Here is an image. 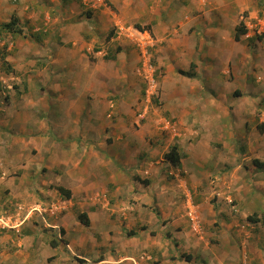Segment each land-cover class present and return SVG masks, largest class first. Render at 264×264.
Instances as JSON below:
<instances>
[{
  "label": "crops",
  "instance_id": "1",
  "mask_svg": "<svg viewBox=\"0 0 264 264\" xmlns=\"http://www.w3.org/2000/svg\"><path fill=\"white\" fill-rule=\"evenodd\" d=\"M193 1L190 0L189 2L190 11L192 12L186 16L183 15V19L181 18L183 20L181 27H183V31L187 28V32L191 29L194 32L204 30L203 35L197 36L193 34L191 36L190 34H182V38L175 36L171 23L174 18L168 21L171 19L170 16L165 21L166 24L161 21L152 23L151 36L153 39H156L157 44L159 42L165 45L170 44V47L167 48L168 54H170L171 59L176 58L177 61L180 59V64L184 63L185 60L188 61L187 57H191V62L198 64L199 62L196 60L201 51L202 55H205L207 63L215 62V60L220 61L223 58L222 56H224L229 63L227 68L232 69L237 82L243 85L244 89L251 88V90L255 91L254 94L258 95L261 84L255 77L260 79L263 76L260 71V68L263 67L262 63L259 57H249L247 45H243L236 53L233 52L234 47L238 48V45L242 43V39L236 40L234 35L237 24L242 16L244 17L243 14L248 11L249 15L247 18L256 17L259 13L258 5L264 4V0H206L204 4L201 3L203 6L196 2L193 4ZM9 5L10 3L7 6ZM182 7L184 6H180V8ZM200 9L206 14L201 21L203 22L201 25L198 20L203 15L189 17V15L194 14L195 10L199 11ZM68 10L67 7L66 9L64 8L63 12L59 14L60 16L58 15L59 17L56 16L52 19V31L49 35L42 37L39 42H35V39H33L32 49L37 50L38 53L45 50V57H47L45 66L41 67V69L38 67L36 77H33L35 76L33 75L34 73L29 71L35 70V60L31 62L29 59L28 62H23L26 54L19 48L21 39L16 41L18 51L12 49L14 40H9L10 44L7 47L8 53L11 54L10 57L13 56L19 59L15 61L10 59L14 64L15 70L19 71H16L13 77L10 76L16 81V84H10L2 77V74L0 76V79L7 83L6 87L10 89L8 91L10 99L2 100L0 97V111H2L0 112V130H2L0 132V142L4 143L3 145L0 144V148L9 149L11 157H17L20 151H22L23 155V152L25 150L29 151V149L33 151L38 149L39 153L44 150L45 154L43 157L46 160L47 173L52 174L57 181L52 187L50 186L51 182L48 186H45V184L42 186L34 177L28 183L26 182L29 189L27 195L22 196L21 200L24 198L26 200L30 198H45L51 203H49L50 207H44L48 214H39L44 220H37V223L33 222L31 220L33 214H29L28 210H26L27 214L22 216V209L18 210L17 208L16 213L15 211L12 214L9 213L11 215H7L6 219L3 217L8 224L10 222L7 218H10V221L14 218L12 225L8 229H16L14 230L15 233L17 231V238L13 241V244L19 247L18 252L23 253V260L20 264H41L43 260H48L49 262L55 259H58L56 264H78V258H84L87 264H105L109 261L113 262L112 264H132L133 258L137 256L138 251L142 248L150 249L156 253L155 259L177 261V264L180 260H182L180 264H191L196 261L197 256L201 252L206 253L208 256L206 264H217L216 260H222L221 263L223 264H264V218L261 215L262 212L264 213V168L257 167L253 161L249 166L245 164L246 170L251 169V171L248 181L244 183L243 177L242 179L241 177L237 179L229 178L230 175L228 177L224 175L220 177L222 181H232V184L228 183L229 186L225 183L226 190L234 191L235 195H239L238 201L240 202L238 204L233 206L229 204L220 205V208L215 210L206 201L195 203L198 208L200 207L199 216H201L200 219L203 220L207 230L206 240L208 241L206 243L200 245V241L191 232L183 227L180 229L175 226L174 224L183 220L181 217L182 210L186 211V204L183 203L182 196L178 193L179 191L176 192V187L172 190L170 184L158 182L157 176L149 185L142 183L146 173H151L154 176L152 173L154 168H157L160 174H164L165 171L166 173L168 171L173 173L175 170L171 161L167 158L162 159V163L154 161L153 155H155V152L151 153L154 150L146 141V131L138 132L142 134L144 141H140V138L135 139V132L132 127L124 126L121 119L114 122L108 115V95L117 91V83L128 84L132 81L134 78L132 75V72L134 73V65H131V60L134 58L129 57V51L122 48L123 50L117 53L115 58L111 59L110 71L105 69L104 66L108 63L107 61L104 62L102 56H100L104 50L93 51L95 59L91 60L87 51L94 50L99 42L97 37L93 35L92 29L96 30L98 24L103 22L106 17L105 13L109 12V9L105 8L99 13L96 12L95 18H93L95 21L91 22L90 25L85 26V23H89L84 21L85 19L78 23L83 25V27L77 26L76 23L75 25L79 29L74 31L72 30L75 26L71 23L77 19L75 17L80 11L68 14ZM112 16L110 21H114L117 25H123L124 22L117 15ZM28 17L32 23L39 20V16L36 18L35 13L29 14ZM176 20H178L177 17ZM56 21H59V24L56 25ZM227 22L230 23V29L225 30ZM245 22L247 23V20ZM34 33L37 34V32H32V34ZM91 33L92 36L90 37L89 34ZM122 36V34L116 35L108 42L113 43L116 40L120 46H130L133 43L132 41L134 40ZM86 37L90 38L87 39ZM204 46L207 47L206 50ZM214 46H218L215 56L212 54ZM227 47H229L228 50ZM182 57H185V59H182ZM162 64L168 66L167 61H162ZM181 67L186 68L184 66ZM44 70L47 71L45 75L43 74ZM21 71L27 74L28 81L35 80L34 87L35 84L38 85L41 81L43 85L44 83L47 84L50 91L45 93V97H40V103L38 97L34 98L35 95L33 94V97L30 93L17 94L18 83H20L18 79H20ZM211 76V79L214 78L219 81L220 72L217 73V76ZM28 87L30 89L34 88L29 85ZM237 91L239 92L238 89ZM216 97H220L219 94ZM250 105L252 107H248L245 110L232 108L231 110L233 111L230 114L232 117L221 119L223 121L222 128L228 129V136L221 140L216 137L219 134L218 131H212V140L209 139L210 141H208L209 146H211L213 141H222V144L229 150L228 154H231V149L236 148L234 142H237L238 139L244 141L241 148L250 150L259 146L264 138L257 140L258 138L254 139L252 134H256L259 128L264 127V117H262L264 111H260L259 108L254 109L253 104ZM36 107H41L39 111L37 110L38 113L35 111ZM206 114L208 121L212 125L220 124V122L219 124L215 122L221 121L217 114L213 115V117H210L212 112L208 111ZM203 115L199 111V116H197L201 117ZM257 115H261V124L256 122ZM24 117L29 119L24 122ZM212 122H215V124ZM120 126L122 127L121 130ZM249 128L252 133L248 131ZM160 129L162 128L160 127ZM5 131L8 133L5 134ZM161 131L157 130L159 133ZM254 141H256V144H253ZM178 143L180 146L179 150H181L180 140H178ZM145 147L146 149L143 151ZM194 149L196 151L194 155L197 156V160L192 159L191 167L184 164L187 158H181L182 169L188 172L184 181H190L191 187L201 181L196 176L198 171H202L204 174L212 173L205 168V164L209 163L211 158H198L200 156L198 148L194 147ZM201 161H205L204 165ZM242 161L243 163H237L238 168L233 169L232 173H235L237 169H241L247 159L243 158ZM159 162L161 165L153 168V165ZM29 163L19 162L18 165L22 167L23 173L31 178L32 175L30 173L34 166ZM217 165L218 160L215 166H212L213 170L218 168ZM42 167L44 168V166ZM196 167L203 168L197 169ZM182 169L181 171H183ZM175 175L178 176L179 173L176 171ZM216 179L219 180V177ZM244 179H247V177ZM35 183L36 188H31ZM154 185H157L158 188L156 189ZM59 186L68 188L71 191V197L67 198L62 194L58 190ZM41 188L48 191L41 192L39 190ZM52 188L53 190L51 191ZM152 189H154L155 197H151L150 194L146 193L152 191ZM192 192H195V196L198 197L199 194L196 193V188L193 191L188 190V194L192 195ZM147 196L151 197V200H149L150 202L147 200L144 203L151 205L156 198V203L162 216L166 217L173 213V219L168 221V225L173 227L174 231L172 238H166L163 244L158 243L159 240L154 239L157 236L152 237L149 234L151 232L143 231L141 234L143 243L141 247L138 246V249H134V245L137 246L133 240L136 234L128 236L126 229L130 231L132 229L129 228L131 224L128 222L126 225L123 221L125 219L129 220L130 211L135 206L142 216L141 210L145 206L140 201H143ZM16 197L12 194V198ZM126 197L137 198L136 205L130 206L124 200L120 203L119 200ZM142 197L143 199H141ZM21 207H23L22 204H20ZM139 207L143 208L140 209ZM257 207L260 208L259 211L256 210ZM39 208L43 207L41 204L36 203L33 209L37 211ZM75 209L76 213L79 211L88 213L91 220L90 226L75 231L70 230L72 226H79L76 220L78 219L77 214H74ZM8 212L9 209H6L4 213ZM66 212H72L75 215L73 216L75 223L69 222L66 215L60 217L61 214ZM250 213L257 214L258 220L256 222L248 219ZM144 218H149L148 222L150 219L152 221L155 219L156 223H158V216L153 213L152 215L144 214ZM183 221L186 223L185 220ZM146 226L151 228V223L146 224ZM93 227L96 230L109 229L108 240H114L116 237V239H120L121 243L116 245L117 243L114 240L116 252L106 256L100 254L98 258H95V261L91 262L77 248L79 247L78 244L84 246L87 238L86 233H83L84 229ZM218 228L220 229L218 230ZM44 232L47 237H45ZM62 233L64 234L63 237H61ZM57 236L61 237L60 240ZM103 236L106 235L104 234ZM175 238L178 239L176 240L178 244L176 248L172 247V240ZM150 240L158 244L151 246ZM54 243L55 246H53ZM90 243L92 242H87L85 246L87 247ZM67 244L69 245V255L61 254L60 256V253L53 254L55 257L53 259L51 257L49 260L50 255L54 251L53 248L63 249ZM159 245H162V247ZM46 248L52 249L49 256L47 254L44 255L43 250ZM39 251L43 255L38 254ZM77 251L80 254H77ZM183 253L188 254L190 260L183 262L186 261L183 257L184 255H182ZM71 256L73 259H71ZM4 259L0 253V261H4ZM7 261L2 264H7ZM144 264L150 263L147 261Z\"/></svg>",
  "mask_w": 264,
  "mask_h": 264
},
{
  "label": "rangeland",
  "instance_id": "2",
  "mask_svg": "<svg viewBox=\"0 0 264 264\" xmlns=\"http://www.w3.org/2000/svg\"><path fill=\"white\" fill-rule=\"evenodd\" d=\"M205 1L206 0H194L193 4H195L196 2L203 6L202 4H204ZM189 2L190 0H0V23L10 20L13 14H18L20 16L19 25L24 28L25 31V34L23 35L12 34L6 31L0 34V76L2 74V77H4L5 80H7L10 84L16 82L12 77L17 70H15L14 64L10 61V59H12L13 61L19 59H16L13 56L10 57L11 54L6 51L8 45L10 44L9 40H14V46H12V49L18 51L19 49L17 47L16 41L17 39H21L19 42V48H21L23 50V53L26 54L24 56L23 62H28L29 59L31 62L32 60H35V70L29 71L34 73L33 75L35 76L33 77H36L38 67H40L41 69V67L45 66L47 57H45V50H42L41 53H38L37 50L32 49L33 47L31 44L34 43L33 39H35V42H39L42 37H46L50 34V32L52 31L51 21L53 18H55L56 16L59 17V14L63 12V9H66V7L69 9L68 14H73L80 11L75 17L77 19L73 20L71 23L75 26V28L72 30L74 31L79 29L76 27V23L77 26L83 27V25H79L78 23H81L82 20L85 19L84 21L89 22L85 23V26L90 25L91 22L95 21L93 18H95L96 12L99 13V11H101L102 9L105 10V8L109 9V12L105 13L106 17L103 19V22L98 24L96 30L94 28L92 29L93 35L97 37L99 42L95 46L94 50L90 52L87 51L88 56H90L91 60L95 59L93 57V51L96 52L98 50H104L102 51L103 53L100 56H102V60L104 62L107 61L108 64H106L104 67L105 69L110 71V66L112 63L110 61L112 60L106 59L104 56L108 54L112 55V53L117 54L115 49L117 46H120L118 45V41L116 40L113 41V43H110L106 40V36L111 29H114V36L122 34V37H127L131 40H134L132 41L133 43L130 46H120L124 50L127 49L129 51V57L134 58L133 60H131V65H134V73L132 72L134 78L128 84H122V82L117 83V91L108 95V102L111 100L114 105L111 108L109 107V118L113 119L114 122H117L119 119H121L124 126L128 125L129 127H132L135 132V139L140 138V141L144 140L142 138V134L138 132L146 131L147 140H145L148 141L149 146H151L152 150H154L151 153L155 152V155H153L154 161L161 162L162 159H166V152L169 148H167L168 144H173L174 142L178 143V140H180L182 146L181 150L179 151L181 152V158H187V160L185 159L184 164H187L188 167H191L192 159L197 160V156L194 155V153L196 152L194 147L198 148V153H200V156L198 158H211V161L205 164V168H207L209 172L212 173L204 174L202 171H198V173H196V176L199 177L201 181H199L200 183H195L196 185L194 187H191L190 181H184V178L188 174V172L184 171L182 169V166L173 165V169L175 170L173 171V173H169L170 171L166 173L165 171L164 174H160L157 171L158 169L154 167L157 165H161L162 162H159L160 164L155 163V165H153L154 169L152 171L154 176H152L151 173H146L142 182L145 185H149V183H151L157 176L158 182L170 184L172 190H174V188L176 187V192L179 191L178 193L182 196L181 198L183 199V203L186 204V211L182 210L181 213V217L183 220H185L186 223H184V221L182 220L174 225L178 226L180 229L183 227L185 228V230L191 232L192 235L197 237V240L200 241V245H202L203 243H206L208 241L206 240L207 230L205 224L203 223V220L200 219L201 216H199L200 207L198 208L195 203H202L206 201L207 203H209L208 205L210 207L213 206L215 210L219 209L220 205L238 204L240 202L238 201L239 195H235L234 191L226 190L227 187L225 183L232 184V181H222L220 177L223 175L227 177L228 175H230L229 178L233 179H237L240 177L242 179L243 177V183L247 182L251 169L246 170V168L244 167L245 164H248L249 166V164H251L254 159L264 160V140H262V143H260V147L257 146L249 150L241 148V146H243L244 144V141H240V139H238L237 142H234L236 148L231 149V154H228L229 150L222 144V141H213L211 143V146H209L208 142L210 141L209 139H211L212 131H218L219 134L216 137L221 140L225 139L228 136V129L222 128V120L226 117H232V115H230L233 111L231 110L232 108L245 110L248 107H252V105L250 104H253L254 109L259 108L260 111H264V38L260 40L257 37L259 33L264 34V30L257 31L253 28V26H255L257 22L259 20H262V18L264 17V6H261L264 4L258 5L259 13L256 17L247 18V16L249 15L248 11L243 14L244 17L242 16L240 22H245V20H247V26L249 27L248 31H250V34L254 37L252 39V37L243 36L241 45H238V48L234 47L233 51L236 53L237 50L243 45H247V52L249 54V57H259L262 63L261 65L263 66L262 68H260L263 76H261L260 79L259 77H255L260 81L259 83L261 84V89L258 95H255V91L251 90V88L244 89V86L240 85V83L237 82V80L234 78L235 76L232 69L230 70L229 68H227V64L229 63L228 60L224 58V56H222L223 58L220 59V61L215 60V62L211 61V63H207V59L205 55H202L201 51L199 52L200 55L198 54L199 57L196 60L199 62L198 64H196L195 62H191V57H187L188 61L185 60L184 63L180 64V59L179 61H177L176 58H170V54H168L169 52L167 50V48L170 47V44L165 45L160 42L157 44L155 39L154 45L148 46L151 64L145 69L148 70L149 73H151L152 71L154 72V77L156 79V92L148 98V84L146 83L142 74H140L138 71V69L140 68L143 69V58L141 55V50L137 46V40H141L142 38H146L148 34H152V23H158V21H161L166 24L165 21H167L170 16L171 19H169L168 21L174 18V21H171V23L172 30L175 33V36L182 38L184 34H190L191 36L193 34H196L197 36L203 35L204 30L194 32V30L191 29L187 32V28L185 29V31H183V27H181L183 21L182 19L184 18L182 16H186L192 12L190 11ZM7 3H10V5L7 6ZM182 5L184 7L180 8V6ZM203 12L204 11H202V9H200L199 11L195 10L194 14L189 15V17L203 15L202 17H199L198 20L201 25L203 24V22L201 21L205 18L206 15ZM31 13H35L36 18L37 16H39V20L35 21V23H32L31 19H29L28 17ZM112 15H117L120 20L124 22L123 25H117L114 23V21H110V17H113ZM176 17L178 18V20H176ZM228 23L229 22L226 23L225 30L230 29V23L229 25ZM55 24H59V21H56ZM137 24L143 26L144 30L138 29V27H136ZM147 26H150L151 32L149 31V29H147ZM32 32H37V34H32ZM89 36L91 37L92 33L89 34ZM90 37L86 38L89 39ZM204 47V49L206 50L207 47ZM214 47V52H212V54L215 56L216 51H218V46ZM228 49L229 47H227V50ZM4 58L9 60L10 67H8L6 63H4ZM182 59H185V57H182ZM162 61H167L168 66L162 64ZM192 63H194L195 67L191 68ZM221 64H223V66H221ZM181 66H184L186 68H182ZM179 70H193L196 75L193 77H188L187 75H183L182 73H180ZM46 72L47 71L44 70L43 74L45 75ZM218 72H220L219 81L215 80L214 78L211 79V75L217 76ZM20 74V79H18V82L20 83H18L17 94L30 93L32 97L33 95H35L34 98L38 97L40 103V97H45V93L47 91H50L47 84L44 83L43 85L41 81L40 84H35L34 87L35 80L28 81L27 74H25L24 71H21ZM6 85L7 83L0 79V97L2 100L10 99L8 94V91L10 89L6 87ZM28 85L34 88L30 89ZM237 89L239 90L238 95L235 94V91ZM217 94H219L220 97L217 98ZM40 108L41 107H36L35 111L38 113ZM199 111L204 115L198 117ZM208 111L212 112L210 117H213V115L217 114L220 120L222 119L221 121H215L217 124H219L220 122L219 125H212L208 121V117L206 114ZM262 117H264V115ZM28 119L29 118L27 117L23 118L24 122ZM260 120L261 115H257L256 122L261 124ZM215 122L212 123L215 124ZM160 127L162 129H160ZM121 129L122 127L120 126V130ZM157 130L162 131L161 133H159L157 132ZM1 131L2 130H0V132ZM248 131L252 133V130L250 128ZM257 131L258 132L256 134H252V137L254 139L258 138L257 140H261L260 138H264V131L262 130V128H259ZM6 133L8 132L5 131V134ZM134 143L138 144L136 142ZM0 144L3 145L4 143L0 142ZM253 144H256V141H254ZM145 149L146 147L143 149V151H145ZM23 153L24 154L22 155V151H20L17 157H11V151L9 149L4 150L2 147L0 148V253L5 258L4 261L8 260L7 264H20L23 260V253L18 252L17 250L19 249V247H16L13 244V241L17 238V231L16 233L14 231L16 229H8L10 225H12L14 218H12L11 221L10 218H7L10 224L6 225L3 217H5L6 219L7 215H11L12 213H14V211L16 213L17 208L18 210L22 209V216H25L27 214L26 210H28L29 214H33L31 217V220L33 222L37 223V220H44L39 216L40 213L33 209L34 205L36 203L41 204V206L43 207L41 209L43 210L45 209L44 207H50L51 203L45 200V198H30L28 200L24 198L23 200H21V197L27 195L29 189L27 183L28 181L33 179V177L36 178L42 186L43 184H45V186H48V184L51 182L50 186L52 187L57 183L54 176L50 173H47L48 171L46 160H44L45 158L43 157L45 154L44 150L39 153L38 149H34V151L29 149V151L25 150V152ZM243 158H246L247 161H244L245 163L241 166V169H237L235 173H232L233 169L238 168L237 165L239 163H243ZM217 160L218 168H215L213 170L212 166H215ZM19 162H30L29 164L31 166H34L30 173V175H32L31 178L28 177L29 175L27 176L23 173L21 169L22 167L18 165ZM201 163L204 165L205 161H201ZM42 166H44L46 170H42ZM196 168L202 169L203 167ZM181 169L183 171H181ZM176 171L179 173L178 176L175 175ZM217 177H219V180L216 179ZM245 177H247V179H244ZM154 186L156 189L158 188L157 185ZM31 188H36V183L33 184ZM162 188H164V186H162ZM194 188H196V193L199 194L198 197L195 196V192H192V195L190 193L188 194V190L193 191ZM39 190L41 192L48 191L42 188ZM52 190L53 188L51 189V191ZM146 193L150 194L151 197H155L154 189ZM12 194L17 197L12 198ZM151 197L147 196L144 199L143 197L141 198L143 199V201L141 200L140 202H142L145 206V208L139 207L140 209L143 208L141 210L142 216L140 215V211L136 209L135 206L137 203V198L126 197L122 199L120 198L121 200H119L120 203L122 200H124L128 205L135 206L134 209L130 211L129 220L125 219L123 221L126 225L129 222V224H131V227L129 228H132L131 230H133L136 234L133 240L135 241L137 246L134 245V249H138V246L141 247V244L143 243V237L141 236V234L143 233V231H148V233L151 232L149 234H151L152 237L157 236L154 237V239L159 240L158 243L161 244L165 242L166 238H172L173 235V227L168 225V221H170V219H173V213L166 217L162 216L159 206L156 203V198L155 201H152L151 205H149V203L148 205L145 204L144 202L147 200H151ZM230 199L233 200V202H230ZM20 204H22L23 207L20 208ZM6 209H9L8 213H4ZM256 210L259 211L260 208L257 207ZM31 211L36 213L34 214ZM67 213L70 212L61 214L60 217L66 215L69 222L75 223L73 216L77 214L76 209L74 213L75 215L72 212L70 213L72 215ZM147 213L151 215L153 213L158 216V223H156L155 219L154 221L150 219L148 222L149 218H144V214ZM43 214L46 215L48 214V212L46 211ZM251 214L252 213H250L249 216H251ZM261 215H263V212ZM76 220L79 223V226H72V229L70 228V230L75 231L77 229L86 227L85 225H80L82 223H80L78 219ZM149 223H151V228H148L146 226V224ZM144 226L145 228L143 229ZM219 229L220 228H218V230ZM108 230L109 229L96 230V228L94 227L91 229H84L83 233H86L87 236L84 242V246L78 244L79 247L76 248L81 251V253H83L86 258H88L87 260H91V262L95 261V258H98L100 254L104 256H106L107 254H113L114 252H116V245H118V243H121V241H119L120 239H116L115 237L114 240L117 243L115 245L113 239L108 240ZM126 231L128 234L129 230L126 229ZM104 234L106 236H103ZM44 235L45 237H47L45 232ZM63 235L64 234L62 233L61 237H63ZM129 235L130 234H128V236ZM61 237L57 236L59 240ZM176 240L178 239L175 238L172 240V247L176 248V245H178ZM87 242L92 243L88 244V246L86 247L85 245ZM150 242L151 246L158 244L157 242H152V240H150ZM159 246L162 247V245ZM53 250L54 251L51 254V248L44 249V255L47 254V256H49L51 254L49 257L51 258V256L55 257V255L53 254L60 253L61 256V254L69 255L70 252L68 244L65 245L63 249L53 248ZM79 251H77V254H80ZM138 252L139 253L135 257V259L139 261V264H144L147 261L150 264H177V261H167L166 259L161 258L155 259L157 254L150 249L147 250L146 248H142ZM38 254L43 255V253H40V251L38 252ZM183 254V257L186 260L183 262H187V260H190L186 257L188 254ZM142 256H145V259H142ZM71 259H73L72 256ZM207 259V254L201 252L200 255L197 256L196 261L191 264H206ZM57 260L58 259H55L49 262L48 260H43L41 264H56ZM4 261H0V264H2ZM181 261L182 260H180L178 264H180ZM221 262L222 260H216L217 264H223ZM112 263L113 262L109 261L105 264ZM78 264H81L80 261H78ZM132 264H134V262Z\"/></svg>",
  "mask_w": 264,
  "mask_h": 264
},
{
  "label": "trees",
  "instance_id": "3",
  "mask_svg": "<svg viewBox=\"0 0 264 264\" xmlns=\"http://www.w3.org/2000/svg\"><path fill=\"white\" fill-rule=\"evenodd\" d=\"M19 21H20L19 16L16 14H13L11 16L10 20L0 23V34L4 31L10 32L12 34H20V35L25 34L24 28H22L19 25ZM136 27H138V29H140V30H144V27L140 26L139 24H137ZM147 29H149V31L151 32L150 26H147ZM247 31L248 30L246 28L245 23L243 21H241L236 26L235 35H234L235 39L236 40L242 39V37L247 33ZM112 37H114V29H111L110 32L107 34L106 40L109 41L110 39H112ZM253 37L254 36H252V39H253ZM257 37H258V39L262 40L264 38V34H258ZM122 50L123 49L120 46H117L115 49L116 53H119ZM104 57L106 59H113L116 57V54L112 53V55L108 54V55H105ZM3 60H4V63H6L8 65V67H10L9 66L10 65L9 60H7L6 58H4ZM192 67H195L194 63L191 64V68ZM179 71H180V73H182L183 75H187L188 77H193L196 75L195 72H193V70H179ZM235 94L238 95L239 92L236 90ZM262 130L264 131V127H262ZM179 147H180L179 144L174 142L173 144H169L168 151L166 152V157L169 159V161H171V164L174 166H181V152H179L180 151ZM253 162L257 167L264 168V161H262L260 159H254ZM43 169L46 170L45 168H43ZM58 190L60 192H62V194H64L67 198L71 197V191L68 188H65L63 186H59ZM262 217L264 218V213H263ZM77 218L83 225H85V226L91 225V220H90V217H89L87 212H85V211L77 212ZM248 219L252 220L253 222H256L258 220L257 214H252L251 216H248ZM144 228H145V226L143 227V229ZM128 234L134 235L135 232L133 230H130ZM53 246H55V243L53 244ZM182 255H184V254H182ZM186 257L189 259L190 256L187 255ZM53 258L54 257H52V259ZM50 259L51 258H49V260ZM78 260L80 261L81 264H87L86 263L87 261L84 258H78Z\"/></svg>",
  "mask_w": 264,
  "mask_h": 264
},
{
  "label": "built area",
  "instance_id": "4",
  "mask_svg": "<svg viewBox=\"0 0 264 264\" xmlns=\"http://www.w3.org/2000/svg\"><path fill=\"white\" fill-rule=\"evenodd\" d=\"M253 28H254V30H257V31H263L264 30V17L262 18V20H259L257 22V24L255 26H253ZM149 45H154V39L151 36V34H148V36H146V38H142L141 40H137V46L141 50V55L143 58V69L140 68L142 70L138 69V71L140 74H142L146 83L148 84V88H147V97L148 98L156 92V90H155L156 79L154 77V72L152 71L151 73H149V71L145 69L148 66H150V64H151L150 63V57H149V50H148ZM231 201L232 200L230 199V202ZM5 224L8 225V223H6V222H5ZM141 258L145 259V256H142ZM133 262H134V264H139V261H137L135 258H133Z\"/></svg>",
  "mask_w": 264,
  "mask_h": 264
},
{
  "label": "clouds",
  "instance_id": "5",
  "mask_svg": "<svg viewBox=\"0 0 264 264\" xmlns=\"http://www.w3.org/2000/svg\"><path fill=\"white\" fill-rule=\"evenodd\" d=\"M244 22V21H243ZM245 23V25H246V28H247V30H249V27L247 26V23L246 22H244ZM260 34V33H259ZM246 35V37H252L253 35H251L250 34V31H247V33L245 34ZM141 61V60H140ZM142 63V62H141ZM112 106H114L113 105V102L110 100L109 101V107L111 108ZM109 110V109H108ZM139 117H140V115H139ZM231 202H233V200L231 201ZM234 205H236V204H234ZM233 206V205H232ZM37 211L39 212V213H44V212H46V210L45 209H41V208H39V209H37ZM44 211V212H43Z\"/></svg>",
  "mask_w": 264,
  "mask_h": 264
}]
</instances>
